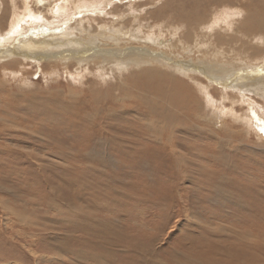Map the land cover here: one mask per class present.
Returning <instances> with one entry per match:
<instances>
[{
  "label": "rangeland",
  "instance_id": "rangeland-1",
  "mask_svg": "<svg viewBox=\"0 0 264 264\" xmlns=\"http://www.w3.org/2000/svg\"><path fill=\"white\" fill-rule=\"evenodd\" d=\"M154 3L170 6L163 23L178 24L175 6L187 7L190 0ZM111 4L83 10L80 18L102 17ZM216 4L208 15L226 8ZM40 62L23 68L13 64L10 68L18 74L5 76L7 82L0 87L1 114L7 108L14 122L13 127L5 121L0 125V264H212L211 256L199 249L207 252L221 245L223 250L224 244L252 239V234L264 248V138L236 133L222 146V157L213 160L218 139L190 130L188 118L174 131L178 151L184 154L177 166L152 148L147 152L151 156H145L143 142L133 137L135 143L122 149L115 145L121 142L117 132L101 129L109 102L92 115L95 76L84 71L82 79H72L58 66L56 74L45 77ZM101 89L106 93L110 87ZM82 93L88 105L80 104ZM226 101L222 104L229 108ZM131 115L125 118L128 124L137 123ZM220 122L235 128L228 115ZM258 124L253 127L264 137V119Z\"/></svg>",
  "mask_w": 264,
  "mask_h": 264
},
{
  "label": "bare ground",
  "instance_id": "bare-ground-1",
  "mask_svg": "<svg viewBox=\"0 0 264 264\" xmlns=\"http://www.w3.org/2000/svg\"><path fill=\"white\" fill-rule=\"evenodd\" d=\"M155 1L117 0L111 4L115 0H0V87L7 82L5 76L18 74L10 66L23 68L34 60L41 61L45 77L56 72L58 66H63L72 79L80 80L84 71H88L87 74L95 76L90 88L92 115L99 112L102 103L109 102L102 113L101 129L120 135L121 142L115 141V145L127 149L129 143H135L133 138L138 139L143 142L141 150L145 156H151L147 153L153 151L150 148L161 151L164 158L174 160V166L184 159L174 131L185 126L188 118L190 130L209 132L218 139L213 160L222 157V146L236 133L264 138L253 127L264 119V0H236L235 5H231L235 0H190L187 7L175 6L178 24L163 23L164 10L170 6H155ZM216 2L226 8L208 15ZM102 3L111 4L102 17L80 18L83 10ZM134 12L139 16L135 17ZM162 29L167 30L165 34ZM71 65H75L74 71H67ZM22 71L21 77L26 74ZM98 80L103 87H110L108 92H102L104 88L101 89ZM82 95L80 104L88 101L85 102L88 105L87 96ZM226 100L230 101L229 108L223 106ZM251 110L259 112L261 118ZM2 111L0 125L5 121L13 127L12 113L7 108L5 115ZM131 114L137 123L128 124L125 118ZM225 115L232 118L235 128L223 126L220 120ZM216 122L220 124L215 128ZM220 132H225V137L220 136L222 140ZM262 138H258L261 143ZM251 238L224 244L223 250L218 245L209 247L207 252L199 249L198 253L211 256L212 264H264V248L253 234ZM217 256L222 261L215 259Z\"/></svg>",
  "mask_w": 264,
  "mask_h": 264
}]
</instances>
